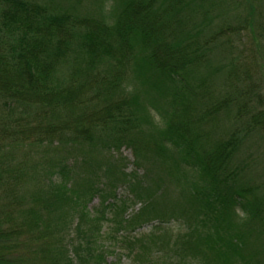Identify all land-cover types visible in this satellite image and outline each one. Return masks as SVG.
I'll use <instances>...</instances> for the list:
<instances>
[{"label": "trees", "instance_id": "trees-1", "mask_svg": "<svg viewBox=\"0 0 264 264\" xmlns=\"http://www.w3.org/2000/svg\"><path fill=\"white\" fill-rule=\"evenodd\" d=\"M155 1L124 0L108 25L54 9L53 0H0V138L16 157L28 146L0 161V264L24 262L9 257L18 247L32 264L37 257L38 264H107L101 225L108 209L110 222L123 226L112 239L130 264H263L249 249L247 227L264 233V204L250 186L235 184L239 172L231 169L239 140H209L203 131L210 116L230 108L236 120L264 130V109L253 106L261 99L257 82L243 79L241 91L211 103L212 89L190 82L203 53L189 35L165 31V8ZM257 10L249 4L252 50L264 63ZM143 103L159 124L138 113ZM43 145L34 160L30 150ZM122 146L136 167L148 164L143 179L100 157L101 149ZM120 185L140 204L129 217L126 201L114 204ZM169 185L179 194L174 202L162 196ZM95 197L101 207L90 211ZM143 225L149 232L133 235Z\"/></svg>", "mask_w": 264, "mask_h": 264}, {"label": "rangeland", "instance_id": "rangeland-1", "mask_svg": "<svg viewBox=\"0 0 264 264\" xmlns=\"http://www.w3.org/2000/svg\"><path fill=\"white\" fill-rule=\"evenodd\" d=\"M35 1L47 4L51 0ZM53 1L52 8L54 9L56 6H60L62 8L59 9L63 10L64 8L77 17L93 18L98 22L104 20L109 25L113 20L106 17L114 9L113 12L116 14L122 7L124 0ZM176 1L178 0H158L155 1L153 6L158 9L159 2L161 6H164L165 12H162L160 19H163L161 21L164 23V29L171 37L180 39L183 34L189 35L186 40H192V42L194 40L193 48H198L203 53V60L199 64V68L190 75V82L197 88H201L202 85L198 84L203 80L202 88H207L208 91L212 89L213 91V97L210 100L212 103L220 101L225 95L233 94L235 90L241 91L244 87L243 79L247 83L254 80L257 82L254 91L260 92L261 99H259V104L255 100L253 106L259 107L256 109H264V63L256 55V52L252 50L251 32L257 31V28L254 26L252 29L249 25V4L254 2L259 15H264V0H180L181 2L177 3ZM165 16H169V21L164 20ZM256 41L261 44L258 39ZM244 70L250 75L249 78L241 75ZM142 97L144 101L147 98ZM146 105L147 103L145 105L143 103V106H141L142 110H137L138 113L146 115V118L153 121L154 125L159 124L161 117L157 115L152 107ZM234 112L235 108H230L228 115L224 111H220L217 115L210 116L203 131L205 134L207 133L206 136L209 140H226L235 134V137L239 140L231 161V169L239 172V177L235 184L250 186L254 190V195L259 196L264 204V130L250 129L247 123L248 119L244 117V119L236 120L233 116ZM16 116L17 112H14V114H10L9 118H15ZM1 138L0 161L1 158L9 160L11 157H16V154L13 156V152L10 150L11 145H9L10 141L7 137ZM46 146L49 147V145H43L30 150L34 160L36 153L37 156L41 155L42 150ZM26 147L28 146L21 145L18 148L16 152L18 157L16 158L28 153ZM51 148L57 149L59 145L54 143ZM99 153L101 158L108 157L106 161L110 158L116 161L118 166L126 173L134 171L139 179H143V175L147 174L148 164L136 167L133 151L127 146H122L119 151L108 152L101 149ZM95 155L97 156V154ZM153 175L154 177L158 176L157 166L153 167ZM166 189L170 192L164 191L162 195L164 198L171 199L173 202L178 199L179 194L173 185H169ZM115 192L118 199H120L118 200L120 201L119 203L118 201L117 203L114 202L115 205H118L117 207L123 206V201H126L124 217L131 216L132 213L139 209V202L133 201V194L129 192L128 188L120 185L115 189ZM132 202L134 203L132 204ZM1 206L2 203L0 202V208ZM87 207L90 211H96L101 207V198H93ZM112 216L111 209H108L107 219L101 225V233L104 238L101 244L107 247V264H130V259L123 255V250L118 247L117 240L112 239L114 236L116 237L115 233H117V230H120L117 236H123V226H118L116 222H110L113 218ZM168 227L172 228L173 234L178 232L175 225H168ZM150 229V226L143 225L133 235L147 234ZM247 229L248 234L253 229L251 238L247 236V240L249 239L250 242L249 249L251 251L256 250L259 262L264 264V233L260 234L258 228L253 227L252 224ZM170 237L175 238L173 235ZM24 239H20L22 241L21 244L29 245L30 242ZM24 249L25 247H18L15 255L13 252L9 257L14 256V259L16 257L21 258L24 261L21 264H32L22 258ZM24 255L27 257L26 253ZM37 260L38 257L33 264H38Z\"/></svg>", "mask_w": 264, "mask_h": 264}]
</instances>
